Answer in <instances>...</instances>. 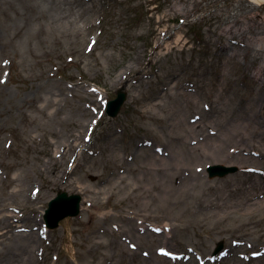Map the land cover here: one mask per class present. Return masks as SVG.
Wrapping results in <instances>:
<instances>
[{"label": "rangeland", "instance_id": "374dc122", "mask_svg": "<svg viewBox=\"0 0 264 264\" xmlns=\"http://www.w3.org/2000/svg\"><path fill=\"white\" fill-rule=\"evenodd\" d=\"M69 9L78 14L67 22L60 10ZM262 18L264 3L249 0H0V216L28 220L38 239L22 247H34L33 262H256L264 210L244 227L239 205L264 194L263 184L252 189L264 180V130L243 133L246 152L235 143L239 125L264 121ZM119 89L127 100L111 118ZM192 117L226 123L222 148L184 160L192 168L178 182L161 180L153 154L184 151ZM76 139L54 167L52 154ZM220 164L239 171L209 179L207 167ZM59 191L83 196L81 214L40 234Z\"/></svg>", "mask_w": 264, "mask_h": 264}, {"label": "bare ground", "instance_id": "6f19581e", "mask_svg": "<svg viewBox=\"0 0 264 264\" xmlns=\"http://www.w3.org/2000/svg\"><path fill=\"white\" fill-rule=\"evenodd\" d=\"M249 3H252L254 5H261L264 3V0H249ZM177 11H181L182 13L185 12L183 9H177ZM78 12H75V10H60L61 18L66 20L67 22L70 21L69 16L77 17ZM259 16L253 15L251 17H248V20H257ZM232 18L237 19L238 14H235ZM264 21V18H262ZM179 42V40H178ZM259 73H264V66H261V68L258 70ZM264 80V79H263ZM264 82V81H263ZM176 84V83H175ZM176 88L178 86V83L174 85ZM264 86V85H263ZM262 86V87H263ZM95 92H98L96 89ZM99 93V92H98ZM260 98L264 97V88L263 91L259 93ZM148 110L151 111V109H155L158 106V103L151 101L149 102ZM264 106V104H263ZM209 123L200 121L198 118L192 117L186 120V124L189 126V129L191 132H193V136L190 137L187 142V147L184 149V151L178 152H170L168 154H165L161 152L160 150H157L156 153L153 154V157L155 159L153 168L151 171L155 173L156 176H160L159 178L161 180H164L166 176L172 177L174 176V179L178 182L179 179L182 177V175L190 170L192 167L188 166V164H184V160L190 159V157H198V158H205L211 156L213 153L214 155L217 154L216 151L222 148V141L220 139L216 140L218 138V130L221 129L223 125H226V123H216L213 120H209ZM177 124H181V126L185 125L184 123L180 121L177 122ZM254 124H256L254 122ZM224 130V126L222 127ZM239 128L243 130L242 132L237 135L240 139L236 141L235 146L237 152L245 151L244 148H242L243 142L242 140H245V137L243 136V133L246 131H249L253 129L255 132L257 130H264V121L257 124V127L248 121L247 123H242L239 125ZM258 128V129H257ZM206 140V144L201 145L203 141ZM78 140L76 139L74 142L69 143L65 148L57 150L55 153L52 154V157L49 159L50 163L55 167L60 164H63L66 159V155H68L70 152L75 151L78 149V144H76ZM242 142V143H241ZM146 142L136 140L134 144L135 149H141L144 148L146 145ZM246 152V151H245ZM249 154V153H246ZM261 156L264 157V146H262V149L260 151ZM226 156L218 158L216 162H224V160L229 159L232 155L225 154ZM59 157H61V160H58ZM78 161V160H77ZM259 182L253 185V190H258L254 188L262 187V184L264 185V180L259 179ZM175 183V180H174ZM174 183L172 182L171 185L174 186ZM30 191V186L27 188V192ZM27 202H32V197L28 195ZM242 206L239 205L240 210L243 211L242 216H246L245 222L241 223L244 227H250L251 224H256L258 222L257 213L260 210H264V194L255 193L252 195V193H247L244 202H242ZM27 219H23L22 217L18 215L13 214H5L3 216H0V247L1 250H3L4 256L0 259V264H36L34 261L35 258V251L34 247L29 246H23L22 242L28 240L29 238L31 240L38 239V236L27 233L29 231V227L27 226ZM157 227V226H156ZM159 227V226H158ZM161 228V227H159ZM43 231H47L45 229L44 224H42L41 229L39 233H43ZM163 231V230H162ZM40 233V234H41ZM167 234H165V237ZM168 238V236L166 237ZM166 240V239H165ZM240 245L238 242L234 246V248H230L231 252H236V248H238ZM163 251L160 252L161 255L165 256L168 253H172L169 249L163 248ZM253 259L256 260V264H264V246L262 249L258 251L257 254L252 255ZM254 263V264H255Z\"/></svg>", "mask_w": 264, "mask_h": 264}, {"label": "water", "instance_id": "95a60500", "mask_svg": "<svg viewBox=\"0 0 264 264\" xmlns=\"http://www.w3.org/2000/svg\"><path fill=\"white\" fill-rule=\"evenodd\" d=\"M118 97L115 101L110 102L108 105V115L111 117H116L126 101V93L123 91H119ZM237 168H227L223 166H214L209 168V172L211 177L214 176H225L229 173H235ZM80 196H71L69 197L67 193H60L58 198L54 201H51L50 208L46 212V222L49 228L54 229L57 228L61 220L66 217L77 216L80 213Z\"/></svg>", "mask_w": 264, "mask_h": 264}]
</instances>
